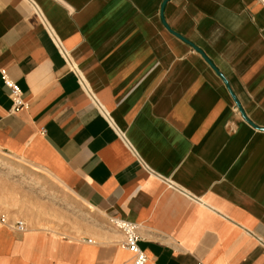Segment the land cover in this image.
I'll list each match as a JSON object with an SVG mask.
<instances>
[{"label":"crops","instance_id":"obj_1","mask_svg":"<svg viewBox=\"0 0 264 264\" xmlns=\"http://www.w3.org/2000/svg\"><path fill=\"white\" fill-rule=\"evenodd\" d=\"M0 68V152L88 220L0 215V264H130L112 216L146 264H264V0H0Z\"/></svg>","mask_w":264,"mask_h":264},{"label":"rangeland","instance_id":"obj_2","mask_svg":"<svg viewBox=\"0 0 264 264\" xmlns=\"http://www.w3.org/2000/svg\"><path fill=\"white\" fill-rule=\"evenodd\" d=\"M0 215L44 232L87 225L81 205L50 176L0 152Z\"/></svg>","mask_w":264,"mask_h":264},{"label":"built area","instance_id":"obj_3","mask_svg":"<svg viewBox=\"0 0 264 264\" xmlns=\"http://www.w3.org/2000/svg\"><path fill=\"white\" fill-rule=\"evenodd\" d=\"M0 74L3 83L9 89L13 109L17 110L27 107V104L22 99L20 89L6 74L4 69L0 68ZM108 221L115 230L119 231L123 235V240L121 241L120 246L132 254V260L130 264H146L148 262V257L138 245L140 238L138 223L115 216L109 217ZM15 224L16 228L19 230L24 228V223L22 220H17Z\"/></svg>","mask_w":264,"mask_h":264},{"label":"water","instance_id":"obj_4","mask_svg":"<svg viewBox=\"0 0 264 264\" xmlns=\"http://www.w3.org/2000/svg\"><path fill=\"white\" fill-rule=\"evenodd\" d=\"M174 34H176L175 32H173ZM176 35H178V34H176ZM179 36V35H178ZM180 37V36H179ZM182 38V37H181ZM192 45V44H191ZM195 49H197L194 45H192ZM198 50V49H197ZM199 51V50H198ZM223 78V77H222ZM224 79V78H223ZM237 103V102H236ZM237 105H238V103H237Z\"/></svg>","mask_w":264,"mask_h":264}]
</instances>
